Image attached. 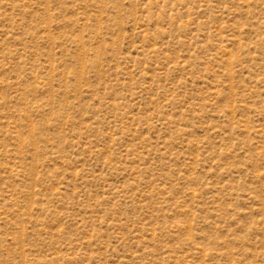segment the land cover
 Returning a JSON list of instances; mask_svg holds the SVG:
<instances>
[{
  "label": "rangeland",
  "instance_id": "1",
  "mask_svg": "<svg viewBox=\"0 0 264 264\" xmlns=\"http://www.w3.org/2000/svg\"><path fill=\"white\" fill-rule=\"evenodd\" d=\"M0 264H264V0H0Z\"/></svg>",
  "mask_w": 264,
  "mask_h": 264
}]
</instances>
